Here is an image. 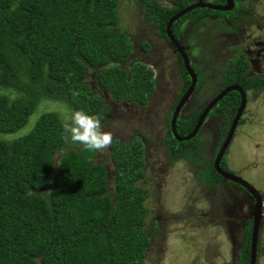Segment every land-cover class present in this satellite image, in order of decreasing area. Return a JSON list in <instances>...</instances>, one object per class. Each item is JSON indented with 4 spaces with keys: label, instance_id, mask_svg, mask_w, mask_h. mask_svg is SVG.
I'll return each mask as SVG.
<instances>
[{
    "label": "trees",
    "instance_id": "trees-1",
    "mask_svg": "<svg viewBox=\"0 0 264 264\" xmlns=\"http://www.w3.org/2000/svg\"><path fill=\"white\" fill-rule=\"evenodd\" d=\"M117 1L0 0V264H140L145 255V190L137 183L142 143L113 141L108 167L97 152L64 141L57 111L37 113L39 104L51 101L69 114L83 110L105 120L111 106L99 88L116 100L145 103L152 71L130 62L132 45L118 25ZM138 1L146 21L164 34L176 8ZM234 67L224 73V84L240 83ZM252 85L264 92V74L243 88ZM229 95L232 105L218 107L227 124L239 102L236 91ZM192 122L179 121L178 133L186 134ZM166 141L169 160L200 164L197 137ZM197 178L214 185L219 176L207 163ZM250 231L247 221L237 264L248 263Z\"/></svg>",
    "mask_w": 264,
    "mask_h": 264
},
{
    "label": "rangeland",
    "instance_id": "rangeland-1",
    "mask_svg": "<svg viewBox=\"0 0 264 264\" xmlns=\"http://www.w3.org/2000/svg\"><path fill=\"white\" fill-rule=\"evenodd\" d=\"M158 2L166 3L165 0H158ZM138 9L137 0H118V25L134 44L141 43L144 39L154 41L153 31L145 32L147 25ZM251 11L255 13V16L250 15V18L248 16L242 21L245 32L249 35V38L244 36L245 43L251 50L253 49L252 51H255L252 55L255 57L253 62L264 74V0H254ZM256 23L259 24L257 28L254 27ZM139 30H143V34ZM186 36L184 29L185 41ZM193 39L199 40L193 46L204 44L200 37L195 36ZM216 41L222 46L232 44L223 36L217 38ZM137 48L136 45L135 49ZM148 49V59L144 58L142 61L145 67L152 71L153 77L161 82L159 90L163 94L155 93L145 112L138 116L130 114L124 108L116 107L109 111L106 119L102 121L104 131L123 137L130 134L131 129H140L138 124L144 127L147 161L144 173L137 183L145 190L143 203L146 213L143 226L150 242L140 264H237L238 245L242 241L243 230L240 225L243 224L239 221L240 210L238 211L237 205L232 201L233 195L229 186L227 188V181L223 180L220 187L218 186V191L214 192L215 195H210L208 188L192 175L195 167L182 160L168 163L164 158L162 148L153 142L157 136L156 123L159 118L161 119L165 113L169 112L170 102L178 89L179 81L177 68L173 65L168 49L162 47L161 44ZM222 51H225L224 47ZM217 56L219 58L216 59V66L209 65L206 71L207 76L208 73L212 75L218 70L221 56L216 54L214 57ZM87 74L90 78L92 71L88 70ZM203 74L206 76L205 71ZM202 91L201 89L203 95ZM200 97L201 95L195 97V100L190 99L182 111L187 112L189 107L191 109L201 107L204 100ZM106 101L109 103L110 99L107 98ZM48 110L57 111L62 120L69 115L65 107L51 101L39 104L37 113ZM241 119L229 146L227 155L229 166L264 192V92L259 90L254 94L250 92L249 104ZM220 122L221 116L217 115L207 119L200 130L199 137L202 143L200 152L204 160L210 158L213 149L217 146L215 137L220 131ZM107 155V150L98 152L97 158L110 167ZM237 197L243 198V195L238 194ZM211 202L215 205L213 210L209 208ZM227 205L232 206L225 209ZM249 208L248 201L244 199V204L240 209L243 211L241 216L245 219L249 218ZM257 244L256 264H264V216Z\"/></svg>",
    "mask_w": 264,
    "mask_h": 264
},
{
    "label": "flooded vegetation",
    "instance_id": "flooded-vegetation-1",
    "mask_svg": "<svg viewBox=\"0 0 264 264\" xmlns=\"http://www.w3.org/2000/svg\"><path fill=\"white\" fill-rule=\"evenodd\" d=\"M151 1L156 2L159 6H162V7H167V8H173L174 7V8H176V11L174 13H172L166 19L165 24H164V29H163L164 34H162L159 27L154 26V25L152 26L150 23H148L146 21L145 16L143 15V13H141L140 3L137 0L138 5H139L138 10L142 14L143 20L146 22V25H147V29L145 32H148V30L153 31V33H154L153 40L154 41L144 39L141 43L138 42L137 44H134V42H132L130 40L131 45H132V51H131V54L129 57L130 62H133L136 60V61L142 62V64H143L142 60L144 58L148 59V56H149V53H147L149 51L148 48L149 47L153 48L154 45H156V44L157 45L161 44L162 47H164L165 49H168L170 57L173 61V65L177 68V76H178L177 79L179 81V86H178V89L175 91V94H174V96L170 102L169 112H167V114L165 113L161 119L159 118L158 122L156 123V126H157L156 128H158L157 132H156L157 136H156V138H154L153 142L155 145L162 148L164 158L168 163H174L178 160H182L184 163L192 165L193 167H195V170H194L192 175L196 178V180L198 182H200L199 179L197 178L198 171L203 169V167H205V164H207V163H211L212 167L214 168L213 163H214L215 157H216L218 151L220 150V148L222 146V143H223V141H224V139L228 133V130H229L230 124L232 122L233 116L235 115V112H236V110L240 104V94L237 90H234V89L225 92L223 95L220 96L219 99H217V101L215 103H213L210 106V108L207 110L206 114L204 115L197 132L194 134V136L198 138V146H197L196 151L199 154L200 159H201L200 164L195 163L194 161H188L183 157H178V158H175L173 160H169V156L166 152V150L168 148V144L166 143L167 142L166 140L171 136V137H173V139L176 142H183L184 141V140L178 141L175 139V137L171 131V128H170V121H171L173 110H174L175 106L177 105V103L179 102V100L181 99L182 95L187 90L191 79H190V76L188 75L186 69L184 68L180 52H179L178 48L176 47V45L167 36L165 27H166V22L168 21V19L173 14H175L176 12L181 10L182 8L188 6L192 3L203 2V3H210V4L215 5V6H223V5H225V0H179V1H181V4L183 5L182 7H180V5H181L180 3H177L178 0H165L166 1L165 4H160L158 2V0H151ZM253 2H254V0H232V7L228 10H220V9H213V8H207V7H195L193 9H196V11L194 13H192L191 15L189 13L193 9L189 10L188 12H186L185 14L181 15L176 20H174L171 23L169 30H170L171 36L178 43V46L181 47V49L184 51V53L187 57V60H188V64H189L190 68L192 69L193 73L195 74V84L192 87L191 93L189 94L187 99L178 107V110L176 112L175 121H174V128H175L176 133L178 135L184 136V135L188 134L193 129L198 118L202 114L203 109L212 101V99H214L218 94H220L223 91V89H225L226 87L231 86V85H236V86L240 87L242 92L244 93V99H245L244 105H243L242 110L240 112V115L236 121V124L232 130L230 138H229L226 146L224 147L223 151L221 152V156L218 160V166L220 167L221 170H223L225 172H229L231 174H234V175L239 176L240 178L244 179L246 182H248L254 188V190H256L257 194L260 197V209H261L260 226H261L262 220H263L262 218L264 216V208H263L264 207V192L261 191L253 182L248 181L246 179V177L243 176L240 172H237L232 167H230L229 161L227 158L229 146H230V144L233 141L234 136H235V134H234L235 129L241 123V121H242L241 117L243 114H245L247 104H249L250 92H252V94H254V92H257L259 90L253 85L252 86H246L245 88H243V86H245L246 80H252L253 81V80H255V78L263 75L262 71L260 69H258L255 65V62H253L255 57H252V55L255 54V51H252L253 49L251 50L248 47V44L245 43V41H246L245 37H248L249 35L246 34V32H245L246 29L242 24V21L245 18H248V16H249V18H250V15H251V17L255 16L254 15L255 13L253 11H251V10H253ZM205 10H207V11H205ZM223 12H227L228 14L225 15ZM176 21H178L177 25H175L174 28H172L173 24ZM221 26H222V28H221ZM258 26H259L258 23H256L254 25V27H256V28ZM184 29H185L186 35H187L186 41L183 38V30ZM139 32L141 34H143V30H139ZM198 32H199V35L197 36ZM195 36H196V38L197 37H200V39L202 38V40L204 41V44L203 45L198 44V45L193 46L194 43H197V41H199V40L193 39V37H195ZM220 36L225 37L229 42H232V44L228 43V44H225V46H222V44H220L216 41L217 38H219ZM253 41H256V40L254 39ZM142 43H146L148 47L142 48L140 46ZM136 45L138 47L137 49H135ZM220 47H222V49L224 47L225 51H222V49ZM144 52H146L145 55L143 54ZM213 53H214V55H213ZM216 54L221 56L220 57L221 63L218 65L219 68L215 72V74L209 75V73H208V76H207L206 71H208L209 65L213 64L214 66H216L215 65L216 59L219 58L218 56L216 58L214 57ZM258 54L260 55V53H258ZM240 58L242 59V61H241V63L240 62L238 63ZM233 63H235V67H234L235 76H237L239 78L237 80L240 83L232 81V82H229L227 84H224L223 83L224 82L223 81L224 80L223 75L226 72L227 68ZM182 69L185 71L186 77L188 78V82H187V85L185 88H183V84L185 82V80H184L185 76L182 74ZM204 71H205V74L207 77L203 74ZM152 78H153V82H154L153 90L148 94L145 103L142 105L136 104L129 99L116 100V99L110 98V94H108L102 88H99V90L101 91L100 94L105 100H107V98L110 99V102L109 103L107 102V103L111 106V111L113 110V108L116 109V107L117 108L119 107L120 109H123V108L126 109V111L130 112V114H137V116H138L140 113L145 112L147 105L149 104L151 98L155 95V93L161 92L159 94H161V95L163 94L162 91L159 90V84L161 82H159L157 79H155L153 77V75H152ZM162 84H165V83H162ZM201 89L203 90L202 92H203L204 96L201 93ZM232 91H236L238 93L239 102L235 108L233 115H231L230 120L227 124L226 118H225L226 115L218 107H219V104H221V103H223L224 105L226 103L227 106H229L230 104L232 105V98H231L232 96L229 95L230 92H232ZM200 95H201L200 99L204 100V103L201 107L199 106V107H196L195 109H191L189 107L187 112L182 111L184 106H186V104L189 102L190 99L195 100L196 99L195 97H199ZM217 115L221 116V122H220L221 128H220V131L218 132L217 136L215 137L216 141H217V146L215 149H213L210 158L208 160H204L202 157V154L200 152V148L202 146V143H201V140L199 137L200 130L202 129V126H204V122H206L207 119L216 117ZM107 116H108V114H106L105 117H107ZM193 117H194V119H193ZM138 119L140 120V117H138ZM192 120H193V122H192L191 129L188 132H186V134H179L178 130L176 128L177 125L180 127L179 121L180 122L181 121H185V122L190 121L191 122ZM102 121H103V118H102ZM138 127L140 129H136V130L131 129L130 134H128L125 137L119 136V135H116L115 133H113V141H118L119 143H125L127 141H130V140H133L136 138L142 143L143 155H144V157H143L144 161H143V165H142V175H143L144 168H145L146 161H147L146 160V147H147L146 144L147 143L145 142L146 137L143 135L145 133L144 127L142 126V124H138ZM109 149H110V147L107 150H109ZM97 157H98V152H97ZM107 158H108V155H107ZM243 164H244V162H243ZM214 170H215V168H214ZM215 172H216V170H215ZM218 176H219V179L214 185H208L206 182H200V183L203 184L205 187H207L209 190L208 193L210 195H212V194H214V192L218 191L217 190L218 186L220 187V183L223 180L227 181V183H228L227 188L229 186L231 193L233 195L232 201L234 202L235 205H237L238 211L240 210L239 216H238V214H236L239 218L240 223L243 224V225H240V228L244 229L245 223L247 221H250V223H251V219H249V218L245 219L241 216V213L243 211H241L240 207L243 206L244 199H245V201H248V205H250V208H249V213H250L251 212L250 209H252L251 205L253 206L255 204L256 199L252 193H250L245 187H243L239 183L225 179L219 174H218ZM238 194H242L243 198H238L237 197ZM214 206L215 205L212 204V202H211V205L209 208H211V210H213ZM229 206H232V205L225 206V209H226V207L228 208ZM246 207L247 206L245 205V208ZM224 215H226V213H224ZM236 215H235V217H236ZM226 223H228V222H226ZM259 229H260V227H259ZM259 229H258V235H259ZM149 242H150V240H149ZM257 242H258V240H257ZM240 244H241V242H240ZM240 244L238 245L239 249H240ZM257 249H258V244L256 246V257H257ZM248 255H249V250H248ZM238 256H239V254H238ZM255 264H256V262H255Z\"/></svg>",
    "mask_w": 264,
    "mask_h": 264
},
{
    "label": "water",
    "instance_id": "water-1",
    "mask_svg": "<svg viewBox=\"0 0 264 264\" xmlns=\"http://www.w3.org/2000/svg\"><path fill=\"white\" fill-rule=\"evenodd\" d=\"M195 7H207V8H213V9H220V10H228L232 7V0H225V5L223 6H215L212 5L210 3H203V2H196V3H192L184 8H182L181 10H179L178 12H176L175 14H173L168 21L166 22V33L167 36L169 37V39L176 45V47L178 48L180 55L182 57V61H183V65L184 68L186 69L188 75L190 76V84L187 88V90L185 91V93L182 95L181 99L179 100V102L177 103V105L175 106L173 113H172V117H171V121H170V128L171 131L175 137L176 140L178 141H183V140H188L190 139L192 136H194V134L197 132L202 119L204 117V115L206 114L207 110L210 108V106L215 103L217 101V99L220 98L221 95H223L225 92L229 91V90H237L240 94V104L235 112V115L233 116L232 122L230 124L228 133L222 143V146L220 148V150L218 151L215 160H214V168L216 170V172L221 175L223 178L228 179L230 181L239 183L240 185H242L243 187H245L250 193L253 194V196L256 199L255 204L251 207V212L249 213V219H251V231H250V237H249V255H248V263L247 264H255L256 261V246H257V240H258V229L260 227V221H261V209H260V197L257 194L256 190H254V188L248 183L246 182L244 179L240 178L239 176H236L234 174H231L229 172H225L223 170L220 169V167L218 166V160L221 156V152L223 151L224 147L226 146L230 135L232 133V130L236 124V121L240 115V112L242 110V107L244 105V93L242 92L241 88L236 86V85H231L226 87L225 89H223V91L218 94L214 99H212V101L203 109L202 114L200 115V117L198 118L196 124L194 125L193 129L186 135L184 136H180L176 133V130L174 128V121H175V116H176V112L178 110V107L187 99V97L189 96V94L191 93L192 87L195 84V74L193 73L192 69L190 68L189 64H188V60L187 57L184 53V51L181 49V47L178 46V43L175 41V39L171 36L170 34V25L171 23L176 20L178 17H180L181 15L185 14L186 12H188L189 10L195 8Z\"/></svg>",
    "mask_w": 264,
    "mask_h": 264
},
{
    "label": "clouds",
    "instance_id": "clouds-1",
    "mask_svg": "<svg viewBox=\"0 0 264 264\" xmlns=\"http://www.w3.org/2000/svg\"><path fill=\"white\" fill-rule=\"evenodd\" d=\"M62 128L66 143L79 144L87 151L103 152L111 146L113 141V134L103 130L102 118L99 115H90L83 110L71 111L62 120Z\"/></svg>",
    "mask_w": 264,
    "mask_h": 264
},
{
    "label": "bare ground",
    "instance_id": "bare-ground-1",
    "mask_svg": "<svg viewBox=\"0 0 264 264\" xmlns=\"http://www.w3.org/2000/svg\"><path fill=\"white\" fill-rule=\"evenodd\" d=\"M263 219V218H262Z\"/></svg>",
    "mask_w": 264,
    "mask_h": 264
}]
</instances>
